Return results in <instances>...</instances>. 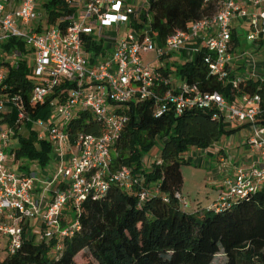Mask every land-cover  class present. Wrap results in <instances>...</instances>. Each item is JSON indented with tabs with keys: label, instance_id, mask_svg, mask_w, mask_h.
<instances>
[{
	"label": "built area",
	"instance_id": "1",
	"mask_svg": "<svg viewBox=\"0 0 264 264\" xmlns=\"http://www.w3.org/2000/svg\"><path fill=\"white\" fill-rule=\"evenodd\" d=\"M151 2L73 0L72 6L77 10L66 18L69 23L63 28L45 24L44 9L37 0H0V47L16 38L35 53L32 72L36 81L31 102H45L58 91L60 96L68 94L59 104L62 123L47 127L52 141L61 145L63 159L52 181L49 176L40 177L38 173L9 166V160L18 163L15 155L10 159L8 153L15 127L0 131V248L7 257L18 252L27 236H36L31 230L34 218L41 221L40 241L48 242L57 235L63 240L80 231L78 220L71 229L61 227V214L69 201L79 211L89 196L102 199L111 185L129 192L139 186L141 201L159 194L155 184L146 186L144 177L133 174L129 167L113 169L115 146L130 122L128 110L132 102L153 101L156 117L169 111L177 116L194 109L211 111L213 118L224 125L245 129L247 146L261 160L225 175L217 204L213 206L217 210L264 188V96L244 93L229 101L220 92H201L186 82L176 92L169 76L143 60L146 53L157 51L163 56L167 50H182L195 42L192 53L206 50L204 63L222 85L237 90L252 79L264 82V65L260 67L252 59L258 49L264 48V0H218L213 15L193 22L186 30H178L160 50L151 36V16L147 21L142 19ZM242 24L249 27L247 39L256 45L257 51L249 54L240 51ZM113 25L118 33L123 28L136 32L115 38L111 49H103L105 56L91 60L86 46L100 41L103 45L104 29ZM15 56L21 54L17 51ZM6 78L7 69L0 65V90L6 87ZM5 103L0 101V111ZM16 105L20 111L17 126L25 116ZM82 112L97 120L103 130L101 135L80 132L71 139L68 124ZM45 137L46 132L40 134L41 139ZM67 140L71 144L68 156L63 148ZM36 183H47L48 197L40 200L35 196ZM176 198L181 206H189L182 192ZM63 248L64 244L59 242L51 254L58 256Z\"/></svg>",
	"mask_w": 264,
	"mask_h": 264
},
{
	"label": "trees",
	"instance_id": "2",
	"mask_svg": "<svg viewBox=\"0 0 264 264\" xmlns=\"http://www.w3.org/2000/svg\"><path fill=\"white\" fill-rule=\"evenodd\" d=\"M72 1H45V24L67 26L66 18L77 10ZM217 2L152 0L142 19L147 21L151 16L152 30L164 44L178 30H186L193 22L213 15ZM1 47L6 52L14 48L21 56L26 53V44L16 38ZM86 50L93 61L105 56L103 45L97 42H89ZM205 54L206 50L201 49L192 61L177 68L182 80L201 92H220L229 101L244 93L264 96V82L258 80H249L237 90L222 85L205 65ZM0 65L7 69L6 87L0 94L20 106L24 122L36 117L52 100L60 104L68 96L66 92L60 96L58 91L45 102L33 104L35 80L27 61L11 64L4 58ZM128 114L131 119L116 143L113 169L129 167L133 174L144 177L146 186L155 184L159 194L141 201L139 186L129 192L111 185L102 199L89 196L79 211L69 201L61 214V227L78 220L80 231L63 240L57 235L48 242H37L34 235H29L17 253L0 260V264H78V257L87 253L98 264H214L219 254L226 257L224 264H264V188L247 198L233 200L220 210L211 207L189 213L176 198L182 192L181 168L187 163L185 154L190 148L209 149L223 136H231L242 127H228L215 120L211 111L201 109L186 111L181 116L169 111L156 117L153 101L132 102ZM10 120V113L0 111V131ZM20 126L21 123L15 125V131ZM80 132L101 135L103 130L90 113L82 112L67 128L71 139ZM158 137L164 139L160 158L146 168L143 156L154 147ZM13 153L18 161L37 160L45 168L52 159L53 144L40 140L33 132L29 137L20 138V145L12 149ZM59 242L64 248L58 256H53L51 252Z\"/></svg>",
	"mask_w": 264,
	"mask_h": 264
},
{
	"label": "rangeland",
	"instance_id": "3",
	"mask_svg": "<svg viewBox=\"0 0 264 264\" xmlns=\"http://www.w3.org/2000/svg\"><path fill=\"white\" fill-rule=\"evenodd\" d=\"M38 6L43 7V3L48 0H37ZM241 36H240V51L251 53L257 51L256 45L247 39V32L249 27L245 24H242L241 27ZM148 28H146L147 30ZM130 32H136L133 29L123 28L120 33H118L115 25L106 27L104 29L105 40L103 42V49L109 50L116 43L115 38H123L128 35ZM99 29H96L95 36L98 37ZM151 36L155 39V47L160 50L162 43L158 40L156 34L151 32ZM100 41V40H99ZM101 44V41L99 42ZM197 43L193 44L195 47ZM103 50V52H104ZM171 55L166 59H161L160 53L157 51L149 52L143 55L144 63L150 65L152 69H162L167 66L170 68L171 78L173 82L179 83L180 76L177 74V68L182 65L185 61L191 60L194 56L190 54V49L181 51L174 50L169 51ZM17 50L12 48L10 52H6L0 47V61L4 58L8 63L17 64L20 60L25 59L27 61L28 67L32 70L34 64L35 53L26 47V53L23 56H15ZM260 67L264 65V48L258 49L257 53L254 55V58ZM264 71V70H263ZM264 75V73H263ZM31 76L34 78L32 72ZM35 79V78H34ZM36 81V79H35ZM0 101H5L4 106L5 111L10 112L11 120L3 124L5 129H13L19 116V108L17 105L12 102L4 99L0 96ZM59 104L57 100H52L49 102L36 117L29 118L28 121L22 122L21 126L17 128L15 136L12 139L13 147H18L20 145L21 137H29L33 132H36L40 138V134L46 132V137L44 139L49 140L53 144V153L51 155V161L47 167H43L39 161L30 160L28 158H22L18 163H12L11 166L15 169H18L20 166H29L31 172H37L40 177L44 170L50 172L49 178L52 181L54 175L56 174L58 167L62 164L63 159H61V145L58 142L52 141L50 135L48 134V126L52 123L59 125ZM3 109V111H4ZM39 121L41 123H39ZM234 128H238L234 126ZM246 131L244 128L237 130L231 136H223L218 140L212 147L209 149H198L190 148V150L185 154L187 163L182 165V174L184 177V184L182 187L183 197L189 202V206L185 207L187 212H195V209H207L213 207L217 204L220 191L222 190L221 184L222 180L226 174L230 172H235L236 169L245 167L248 159H251V149L247 146ZM43 139V138H42ZM41 140V138H40ZM164 144V139L160 137L157 138L155 145L143 156L144 166L149 168L152 166L153 162L160 158L161 150ZM36 145H40V141L36 142ZM71 144L69 140L63 145L64 150L66 151V156L69 154L67 151L70 149ZM67 163V162H66ZM47 183L42 185L36 183L35 185V196L40 200L48 197L50 192L48 190ZM227 192V189L224 190ZM76 221L68 225L67 228H72ZM32 231L36 235V241H40L42 225L39 218H34L31 222ZM33 235V234H32ZM7 254L0 248V260L6 259ZM78 264H98L90 254H84L78 257ZM226 262V257L223 254H219L214 261V264H224Z\"/></svg>",
	"mask_w": 264,
	"mask_h": 264
},
{
	"label": "crops",
	"instance_id": "4",
	"mask_svg": "<svg viewBox=\"0 0 264 264\" xmlns=\"http://www.w3.org/2000/svg\"><path fill=\"white\" fill-rule=\"evenodd\" d=\"M193 44H195V42H191V43H189V44H187V46L184 48V49H182L181 51H183V50H185V49H187V47H189V49H190V54L191 55H193V53H192V48H193ZM164 44H162V46H163ZM171 55V53L170 52H168V53H166L165 55H163V56H161L160 58L161 59H166V58H168L169 56ZM101 57H103V56H101ZM195 57V56H194ZM194 57L191 59V60H188V61H192L193 59H194ZM185 62H187V61H185ZM184 62V63H185ZM163 70H161V69H157V70H160V71H163L164 73H166L165 75H167V76H169L170 77V79H171V81H172V76H171V72H170V68L167 66L166 68H162ZM241 72V71H240ZM240 72H238V73H240ZM185 81L184 80H182L181 78H180V82L179 83H176V82H173L172 81V84H171V87L173 88V89H175V91L176 92H178L179 90H180V88H181V86L183 85V83H184ZM0 96L2 97V95L0 94ZM6 104V103H5ZM4 111H5V109H4ZM6 112V111H5ZM8 112V111H7ZM8 113H10V112H8ZM232 128H234V126H231ZM238 127V126H237ZM13 142V141H12ZM12 142H11V148H10V150H9V157H10V159H14L13 158V156H14V153L12 154V149L13 148H16V147H13V145H12ZM251 159H248V161H247V164H246V166H248V165H251V164H254V163H256L257 161H260L261 159H258L259 158V156L258 155H254L253 153L251 154ZM11 164H12V161L11 160H9V166H11ZM12 167V166H11ZM28 168H23L22 166H20V169L22 170V171H27V172H30V168H29V166H27ZM35 173H37V172H35ZM49 176L50 175V172H48L47 170H44V172L42 173V175L41 176ZM196 211H199V209H195V212Z\"/></svg>",
	"mask_w": 264,
	"mask_h": 264
}]
</instances>
